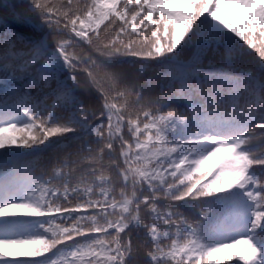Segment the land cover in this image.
Wrapping results in <instances>:
<instances>
[{
  "label": "snow or ice",
  "instance_id": "obj_1",
  "mask_svg": "<svg viewBox=\"0 0 264 264\" xmlns=\"http://www.w3.org/2000/svg\"><path fill=\"white\" fill-rule=\"evenodd\" d=\"M4 7L0 264H264V0Z\"/></svg>",
  "mask_w": 264,
  "mask_h": 264
},
{
  "label": "trees",
  "instance_id": "obj_2",
  "mask_svg": "<svg viewBox=\"0 0 264 264\" xmlns=\"http://www.w3.org/2000/svg\"><path fill=\"white\" fill-rule=\"evenodd\" d=\"M21 2V0H0V15H3L5 13V5L7 4H12V3H16L17 5H19V3ZM6 27V25H5ZM3 31V28H0V32ZM86 47V46H83ZM0 76H2V74H0ZM6 88L7 86L4 83H0V96H3L6 92ZM33 93H35V89H32Z\"/></svg>",
  "mask_w": 264,
  "mask_h": 264
}]
</instances>
